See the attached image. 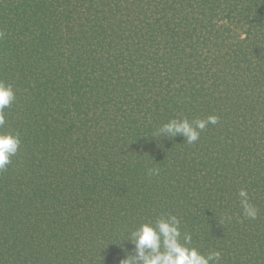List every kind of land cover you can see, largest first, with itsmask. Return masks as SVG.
<instances>
[{"label":"trees","instance_id":"obj_1","mask_svg":"<svg viewBox=\"0 0 264 264\" xmlns=\"http://www.w3.org/2000/svg\"><path fill=\"white\" fill-rule=\"evenodd\" d=\"M0 31L21 139L0 264H119L167 213L220 264H264V0H0ZM209 115L193 144L153 137Z\"/></svg>","mask_w":264,"mask_h":264},{"label":"clouds","instance_id":"obj_2","mask_svg":"<svg viewBox=\"0 0 264 264\" xmlns=\"http://www.w3.org/2000/svg\"><path fill=\"white\" fill-rule=\"evenodd\" d=\"M5 33L0 31V39ZM13 85L0 80V171L6 169L11 163L20 147L21 139L18 132L5 131V110L15 101ZM219 117L209 115L206 119L188 118L170 119L154 132L153 137L159 135L168 139L182 136L185 142L193 144L200 138V133L209 124L215 125ZM148 176H158L160 169L151 167L147 170ZM240 205L243 215L249 219H256L258 209L249 200L247 190L240 189ZM231 220V217H226ZM182 219L174 214H161L154 221L140 224L130 231L124 240L133 245V251L125 250V257L119 260V264H220L221 253H201L192 245V235L181 231ZM123 240V241H124Z\"/></svg>","mask_w":264,"mask_h":264}]
</instances>
